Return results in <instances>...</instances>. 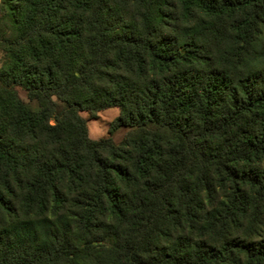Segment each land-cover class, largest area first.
I'll use <instances>...</instances> for the list:
<instances>
[{"label":"trees","instance_id":"obj_1","mask_svg":"<svg viewBox=\"0 0 264 264\" xmlns=\"http://www.w3.org/2000/svg\"><path fill=\"white\" fill-rule=\"evenodd\" d=\"M0 264H264V0H0Z\"/></svg>","mask_w":264,"mask_h":264},{"label":"rangeland","instance_id":"obj_2","mask_svg":"<svg viewBox=\"0 0 264 264\" xmlns=\"http://www.w3.org/2000/svg\"><path fill=\"white\" fill-rule=\"evenodd\" d=\"M20 98L29 103L25 94L18 90ZM32 109H35L34 104H30ZM81 116L86 120L88 135L92 140H99L104 138H110L113 142L119 143L129 131L127 127H117L110 133V127L119 116V110L117 108H111L98 113L97 118L92 119L87 113H81Z\"/></svg>","mask_w":264,"mask_h":264}]
</instances>
